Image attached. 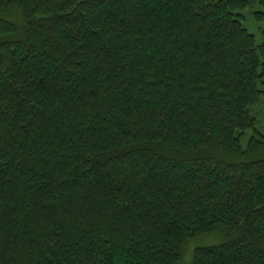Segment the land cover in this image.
I'll use <instances>...</instances> for the list:
<instances>
[{
    "label": "trees",
    "instance_id": "trees-1",
    "mask_svg": "<svg viewBox=\"0 0 264 264\" xmlns=\"http://www.w3.org/2000/svg\"><path fill=\"white\" fill-rule=\"evenodd\" d=\"M259 104L264 0H0V264H264Z\"/></svg>",
    "mask_w": 264,
    "mask_h": 264
},
{
    "label": "rangeland",
    "instance_id": "rangeland-1",
    "mask_svg": "<svg viewBox=\"0 0 264 264\" xmlns=\"http://www.w3.org/2000/svg\"><path fill=\"white\" fill-rule=\"evenodd\" d=\"M244 16L246 21L244 22L245 27L255 35L257 41L261 40V28L263 26V23H256L252 20L251 12L250 10L246 11L244 10ZM255 112L258 114L259 118L261 120H264V105L259 104L257 108L255 109ZM262 128H264V123H260ZM220 238L216 236H204L200 237L196 240H193L192 242L188 243L184 249V255L183 260L181 264H189L190 258H191V251L192 248L196 246H205V245H216L220 242Z\"/></svg>",
    "mask_w": 264,
    "mask_h": 264
}]
</instances>
